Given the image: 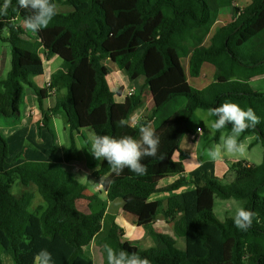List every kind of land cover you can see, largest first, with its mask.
I'll return each instance as SVG.
<instances>
[{
	"label": "trees",
	"instance_id": "trees-1",
	"mask_svg": "<svg viewBox=\"0 0 264 264\" xmlns=\"http://www.w3.org/2000/svg\"><path fill=\"white\" fill-rule=\"evenodd\" d=\"M222 1L53 0L72 10L65 13L57 8L48 27L33 34L22 23L31 12L11 0L7 16L0 20V38L11 47V68L0 80V116H19L26 86L35 89L41 110L56 90V106L43 112L42 122L47 126L51 115L64 111L71 136L63 152L66 161L80 157L75 135L81 130L139 139L141 125L154 122L172 101L185 100L154 128L160 145L156 157L141 161L147 166L146 174L125 168L117 176L106 160L92 156V165L100 164L92 175L98 181L105 179L107 201L121 198L124 211L138 226L150 230L155 246L148 249L122 241V227L113 221L106 225L107 202L96 193L88 194L87 186L60 164L25 161L8 166L9 143L0 132V252L6 251L14 264H34L41 249L52 253L55 264H94L84 247L96 236L117 252L137 253L150 264H264V92L250 84L251 79L264 76V0H251L243 7L235 5L237 0H227L235 7L234 19L219 27L206 46L214 7ZM41 53L57 55L66 63L44 88L34 82L45 69ZM186 53L190 55L188 71L182 62ZM107 59L152 93L151 114L136 125L128 120L143 103L142 94L117 101L107 80ZM206 62L216 67L215 79L204 88H195L189 75L198 77ZM225 102L245 110L251 107L260 117L261 123L243 132L240 140L254 135L252 144L263 146V161L258 165L233 161L229 168L236 175L234 182L223 184L218 177H206L200 184L185 175L183 159L189 153L181 149L182 139L192 132L190 122L198 109L209 110ZM121 120L126 122L123 127ZM226 130L231 132V125ZM220 135L214 132L212 141H219ZM177 151L180 160L174 159ZM176 175L180 177L174 182L159 187L164 178ZM17 182L34 186L44 203L32 210L35 192L14 193ZM190 183L195 184L193 189L162 201L150 200L156 192L178 190ZM216 198L239 200L241 207L258 214L259 222L254 219L247 231H241L233 217L220 220L214 211ZM80 200L88 201V210L78 208ZM161 213L168 220L182 213L174 230L185 238V250L177 248L170 235L155 229L154 221Z\"/></svg>",
	"mask_w": 264,
	"mask_h": 264
},
{
	"label": "crops",
	"instance_id": "crops-1",
	"mask_svg": "<svg viewBox=\"0 0 264 264\" xmlns=\"http://www.w3.org/2000/svg\"><path fill=\"white\" fill-rule=\"evenodd\" d=\"M60 4L64 5L66 10L61 11L58 9L59 11L68 13L72 10V7L65 5L63 3ZM213 34L212 32H210V34L208 35L204 43L206 46H209L211 44L210 39L212 37L211 35ZM41 55L43 56L44 65H45L44 73L35 76L34 82L39 87L44 88L48 86L47 83L51 81L52 75L58 69L66 68V63L61 57L57 55L50 57H46L44 53H41ZM189 56L187 57L188 64L185 66L187 71L189 66ZM59 58H61L62 61H60ZM2 61H4V59L3 57L0 56V67ZM108 62L109 63L112 62L111 65H113V67L112 66L109 67ZM206 63H204L202 66L201 74H203V69ZM104 64L107 66L109 70L107 80L111 89L116 93L115 98L117 101L124 102L128 96L132 94H138L141 92L144 101L133 112V114L130 116L128 120V122L131 125L138 124V122L143 117H146V110L149 108V105L153 103V97L151 91L149 90V87L143 86L142 82H139L140 83L139 86L138 81L130 80L126 72L120 69L119 66L110 59L105 60ZM4 67H5V61H4ZM4 67L2 68V70H0L1 71L0 80L5 78L10 70L9 69L6 75L3 76ZM212 69L214 70L213 72L215 74L216 67L214 65L212 66ZM201 74L198 77H200ZM213 81L214 79L212 80V82ZM210 83H207L206 86ZM250 84L256 90L264 92V90L261 89V87H263L264 84V76H259L251 79ZM131 92L132 94H130ZM58 97H59V93L56 90L50 92V96L44 100L43 110H41L38 102V95L35 89L30 86L26 88L24 95L25 101L23 100L25 103L23 112L20 111L19 116L13 117L12 121H10L8 124L2 125V131L6 135V139L9 143L10 156L12 154L14 156V161H18L16 162V164L25 161H52L60 164L66 171L72 173L76 180L87 186L88 194L96 193L98 194L100 199L107 202L106 215H105L106 225L107 226L110 225L109 222L113 221L119 226H121L123 229V236L121 238L122 241H129L132 244L138 246L140 249H148L150 247L155 246V242L150 234V230L146 227L138 226L133 220V218L126 215L127 213L123 209L124 201L121 198H118L114 201H107L106 190H104L103 187L101 188L97 186L96 183H98L99 181L96 180L92 174L96 169H98L100 164L92 165V154L90 153L91 151L90 138L93 134H95L92 129L81 130V132L75 135L80 150V157L78 159H73L70 161H66L64 159L63 152L71 144L70 130L66 117H64L66 126H63L62 130L57 125V119L59 118L58 117L59 113L61 111L62 112L64 111L59 110L55 114L51 115L49 124L47 126L44 125V123L42 122L43 112L49 111L50 109L54 108L56 106ZM184 103L185 100L182 101L180 100L177 108L183 106ZM66 128L68 129L69 133L66 131ZM198 128L204 130L202 135L198 134L197 132ZM190 129L192 132L187 133L183 137L181 143V149L189 153V157L183 159V163L186 171L185 175L187 177L193 176L195 178L194 181L200 184L203 183V179L206 177H220V175H224V174L226 175L227 173H225V171L227 167H229V163L227 162V160L223 159V160L213 161L201 152L204 143L209 141L210 143L214 142V144H218L220 142V139L217 142L212 141V137L206 140L205 127L200 123L195 125L194 129L190 126ZM240 136L238 137V140L243 143L247 140H250V138H252V140L249 143V147L258 144V143L252 144L255 137L248 135L240 140ZM36 140H38V142ZM29 143H31V146H29ZM20 151H24L22 152L24 153V155L23 158L18 159L19 158L18 155ZM174 159L180 160L181 152L177 151L174 154ZM231 160L236 161L237 159L231 158ZM246 162H248L249 164H253L250 163L249 161ZM254 165H258V164H254ZM220 172L222 174L218 175ZM179 177H180L179 175L166 177L160 182L159 187H165L171 184L172 182H174ZM32 187L34 186L26 187L27 188L26 190L33 191L31 189ZM194 187L195 184L190 183L188 185L180 187L178 190L156 192L150 197V200L162 201L171 195L193 189ZM35 197H36V193H35ZM43 203L44 200L42 199V201L38 205ZM215 203H216V199H215ZM77 205H79V202H77ZM181 215L182 213H177L175 219L168 220L161 213L155 219L154 227L157 231L162 233H167L168 235H170L174 245L177 248L181 250H185L186 249L185 238L179 236L174 230V223L178 218H180ZM104 245L105 243L99 242L96 236V238L89 245L84 247L85 252L88 251V254L87 253L86 254L93 259L94 264H107V255L104 249ZM97 258L100 260L99 263H97ZM1 264H9V262H6L2 258Z\"/></svg>",
	"mask_w": 264,
	"mask_h": 264
},
{
	"label": "clouds",
	"instance_id": "clouds-1",
	"mask_svg": "<svg viewBox=\"0 0 264 264\" xmlns=\"http://www.w3.org/2000/svg\"><path fill=\"white\" fill-rule=\"evenodd\" d=\"M11 0H4L0 5V20L7 16ZM18 8L31 12L22 23L26 30L33 34L48 27L52 19L57 15V5L53 0H18ZM209 116L216 119L210 125V131L220 132V143L206 150V155L213 161L223 160L225 156L238 157L246 153V146L238 140V137L248 128H255L261 123L254 109L248 107L242 109L238 104L225 102L208 110ZM120 126L126 122L121 120ZM231 125V133L225 135L223 129ZM203 129L198 128L199 135ZM140 137L132 136L115 138L109 135L93 134L90 138L92 156L97 160H106L111 172L119 176L125 168L137 175H144L147 166L141 161L145 157H156L160 138L150 123L143 124L139 128ZM111 181H108L110 183ZM98 187H104L105 179L100 177ZM254 219L258 221V214L245 207H237L233 216L234 225L241 231H247L253 224ZM107 264H150L149 259L137 253H128L125 250L116 251L105 244ZM34 264H55L52 253L47 249H41L34 257Z\"/></svg>",
	"mask_w": 264,
	"mask_h": 264
},
{
	"label": "rangeland",
	"instance_id": "rangeland-1",
	"mask_svg": "<svg viewBox=\"0 0 264 264\" xmlns=\"http://www.w3.org/2000/svg\"><path fill=\"white\" fill-rule=\"evenodd\" d=\"M251 2V0H237L235 5L237 4V6L243 7L246 6L247 4H249ZM58 9L61 11L66 10L65 6L62 4H58ZM235 16V7L233 4H229L227 0H224L218 4H216V6L214 7V13H213V20H212V27H211V32L212 34L215 33V31L231 22L234 19ZM212 36V35H211ZM0 56L3 57L4 61H5V67H4V61H2L1 63V69L4 67L3 70V76L6 75V73L8 72V70L11 68V47L10 44L8 42H6L5 40H3L2 38H0ZM187 57L188 54L186 53L185 55H183V64H185V66L188 64L187 62ZM60 61H62L61 58H59ZM108 66H112V62H108ZM212 64L211 63H206L204 69H203V74H201L200 77H191L189 75V82L195 87V88H203L206 86L207 83L212 82L213 79H215V74H214V70L212 69ZM1 72V71H0ZM140 81H138V84L140 86ZM28 86L25 87V91L26 88ZM262 90H264V84L263 87H261ZM184 100V98H178L174 101H172L171 103H169L167 106H165L163 108V110L160 112V114L158 115L157 119L151 123V125L153 127H156L158 122L163 118L168 116L169 114H171L172 112H174L176 110V108L178 107L179 101ZM25 101V98H24ZM24 101H22L21 104V112H23L24 107H25V103ZM152 104L151 103L149 105V108L146 110V115L151 114V109H152ZM178 109V108H177ZM59 118L57 119V125L61 128V130L63 129V126H66L65 123V118L66 115L64 112H60L59 113ZM13 117H4L1 116L0 117V132L6 137V135L3 133L2 131V125H6L8 124L10 121H12ZM213 122V120L211 119V116L208 115V110H204V109H198L196 111V116H194V118L191 120L190 122V126L194 129L195 125H197L198 123L202 124L205 127L206 130V135H205V139L208 140L210 139L213 135L214 132L210 131V125ZM66 131L69 133L68 129L66 128ZM223 133L225 135L230 134L231 132L223 131ZM252 137H254V135H250ZM249 136V137H250ZM252 140V138H250V140H247L244 142V145L246 146V153L243 156H238V157H231V156H225L224 160H227V162L229 163V167L231 162H233L231 160V158H236L237 160H246L249 161L250 163L253 164H259L262 161L263 158V146L261 143H258L252 147H249V143ZM38 142V140H36ZM220 143V142H219ZM218 143V144H219ZM218 144H214V142L210 143L209 141L204 143L201 152L203 154L206 155V150L209 148H212L215 145ZM29 146H31V143H29ZM24 151H20V153H22ZM24 153L21 154V156L18 159L23 158ZM207 156V155H206ZM16 162L18 161H14V156L11 154L9 160H8V166L11 165H15ZM227 167L225 173H227L226 175H220L222 174L221 172L218 174L220 175V177H218L221 180V183L223 184H229L231 182H234L236 179V175L233 171H230V168ZM229 171V172H228ZM27 188L23 185H21L20 183H15L13 185L12 191L16 194H21L24 190H26ZM30 189V188H29ZM35 193H36V197L32 203L31 209L34 210L36 208V206H38V204L42 201V197L40 196V194L37 193L36 189L34 187L31 188ZM121 201V200H120ZM241 202L237 199L231 198V199H221V198H216V203H215V208L214 211L216 213V216L224 221L226 218L228 217H233L235 215V210L237 207H241ZM79 209H84L87 210L88 208V201L87 200H80L79 201V205H77ZM129 217H131L129 214H126ZM132 218V217H131ZM87 251V249H86ZM1 257L3 258V260H5L6 262H9V264H13V261L11 259V256L4 250H1ZM88 254V251L86 252ZM99 259L97 258V263H99Z\"/></svg>",
	"mask_w": 264,
	"mask_h": 264
},
{
	"label": "built area",
	"instance_id": "built-area-1",
	"mask_svg": "<svg viewBox=\"0 0 264 264\" xmlns=\"http://www.w3.org/2000/svg\"><path fill=\"white\" fill-rule=\"evenodd\" d=\"M47 85L49 86V85H50V82H48ZM130 94H132V92H131ZM41 125H42V124H41Z\"/></svg>",
	"mask_w": 264,
	"mask_h": 264
}]
</instances>
